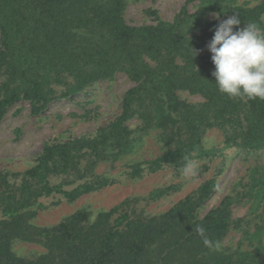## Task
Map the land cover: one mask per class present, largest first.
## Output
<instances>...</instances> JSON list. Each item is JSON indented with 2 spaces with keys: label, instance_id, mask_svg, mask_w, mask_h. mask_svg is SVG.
<instances>
[{
  "label": "trees",
  "instance_id": "1",
  "mask_svg": "<svg viewBox=\"0 0 264 264\" xmlns=\"http://www.w3.org/2000/svg\"><path fill=\"white\" fill-rule=\"evenodd\" d=\"M185 1L173 22L131 26L127 0H0V123L22 101L39 116L120 73L134 83L120 115L96 134L46 144L26 171H0V264H264V227L249 238L252 249L243 240L233 251L223 248L237 222L231 196L204 213L216 180L155 216L146 206L176 187L126 199L95 218L84 208L51 227L35 224L47 200L72 204L120 183V175L111 174L119 166L127 179L140 180L226 150H264V100L219 92L206 47L215 26L233 15L240 28L253 23L264 31V0L254 7ZM182 92L200 101L184 100ZM215 129L223 146L207 150L204 137ZM147 137L161 153L143 160ZM104 164L110 169L100 173ZM254 172L245 195L263 206L264 175L255 180ZM16 242L45 252L20 256Z\"/></svg>",
  "mask_w": 264,
  "mask_h": 264
},
{
  "label": "rangeland",
  "instance_id": "2",
  "mask_svg": "<svg viewBox=\"0 0 264 264\" xmlns=\"http://www.w3.org/2000/svg\"><path fill=\"white\" fill-rule=\"evenodd\" d=\"M240 4L257 6L263 0H238ZM126 21L131 26L157 25L160 21L173 22L184 7L185 0H127ZM196 7H191L195 12ZM222 21V20H221ZM134 83L125 74H118L113 80L99 81L83 93L70 99L58 100L39 116L31 115L30 104L22 101L9 109L0 123V171L23 172L35 164L46 144L66 142L82 136L94 135L111 123L122 110L125 94ZM181 98L189 102L200 101L199 96L182 92ZM223 133L209 130L204 137L207 150H218L223 146ZM161 150L153 137H147L140 152L143 160L160 155ZM110 164L100 166L98 171H109ZM119 166L111 174L120 175L121 182L101 192L82 197L70 204L47 200V208L39 212L35 224L51 227L80 209L87 208L92 218L101 212L110 210L126 199L144 198L157 190L176 187V190L155 201L145 208L150 216L168 211L176 203L196 191L201 184L216 180L217 188L204 213L219 207L228 197L234 198L231 204L232 219L237 222L223 241V248L233 251L242 240L244 247L250 250L249 238L256 230L264 227V205L258 206L247 197L252 170L254 179L264 175V150L256 154L226 150L211 158H205L180 169L168 168L140 180H129ZM258 169V170H257ZM244 187L246 190L243 191ZM259 186L256 187V190ZM244 232L248 235L244 239ZM251 242V243H250ZM255 242V240H254ZM14 250L20 256L33 258L45 252L37 245L16 242Z\"/></svg>",
  "mask_w": 264,
  "mask_h": 264
},
{
  "label": "clouds",
  "instance_id": "3",
  "mask_svg": "<svg viewBox=\"0 0 264 264\" xmlns=\"http://www.w3.org/2000/svg\"><path fill=\"white\" fill-rule=\"evenodd\" d=\"M214 18L218 19V16ZM233 15L220 21L206 45L219 92L229 98L264 100V31Z\"/></svg>",
  "mask_w": 264,
  "mask_h": 264
}]
</instances>
